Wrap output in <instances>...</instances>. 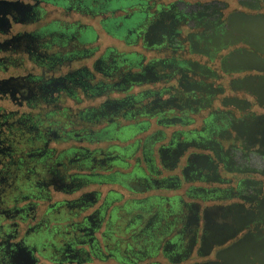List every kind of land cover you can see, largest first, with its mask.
Segmentation results:
<instances>
[{"label":"flooded vegetation","instance_id":"1","mask_svg":"<svg viewBox=\"0 0 264 264\" xmlns=\"http://www.w3.org/2000/svg\"><path fill=\"white\" fill-rule=\"evenodd\" d=\"M61 2L28 0L4 52L40 69L20 104L71 99L86 129L33 124L35 147L0 148V264H264V0ZM44 4L100 17L122 50L87 48L78 22L13 33Z\"/></svg>","mask_w":264,"mask_h":264},{"label":"trees","instance_id":"2","mask_svg":"<svg viewBox=\"0 0 264 264\" xmlns=\"http://www.w3.org/2000/svg\"><path fill=\"white\" fill-rule=\"evenodd\" d=\"M55 2H59L60 6H64L61 2V0H55ZM34 7V5H32ZM37 9H35V13ZM40 10V14L34 13V22L47 20L48 11L42 8H38ZM55 25V26H54ZM88 29H92V27H89ZM41 30H45L46 32L52 31V30H59V31H65L64 26L61 24V21L59 20H52L51 23L46 24ZM73 30H77L75 25H71L69 30L67 32H71ZM86 30H83L84 32ZM54 42L59 43V37L54 36ZM60 44V43H59ZM59 47V46H58ZM61 48V47H60ZM13 50V48H10V51ZM2 53L4 50H0ZM52 51V50H50ZM17 53V52H16ZM15 52L10 53H3L5 59H7L8 63L3 61V58L0 59V69H6L7 67L15 66L18 61V54ZM34 73V72H33ZM35 79V78H33ZM4 99H9L13 101L14 104L17 103V105H23L26 106L28 109L25 111L19 110H13V111H7L0 109V123L4 126V129L6 131L5 141L4 144L0 145V148H20L21 150H25V148L29 147H35L36 142H33L32 137L35 136V130L31 129L33 124H36L39 126L40 129L47 128L50 130H54V127H50L52 125H60L61 130L59 131L60 134H69L72 135L71 130L73 129H86L84 127L85 122H82L78 120L79 124H75L72 126L73 121L71 120V111H69L71 107H67L65 105H62L60 108H53V105H47L43 101H39L37 97L30 98L28 100L24 101V94H17L16 97L12 98L9 94L7 95H1ZM8 96V98H7ZM6 97V98H5ZM2 98V97H0ZM79 106V105H78ZM77 105L73 106V113ZM82 107V106H81ZM80 107V108H81ZM31 119V121H27L26 119ZM77 122V121H76ZM84 123V124H83ZM74 124V123H73ZM61 140V139H60ZM69 142V141H66ZM75 142V141H74ZM40 144L38 143L37 146ZM40 171V170H39ZM69 212L64 211L60 216L65 217V221L68 220V214Z\"/></svg>","mask_w":264,"mask_h":264},{"label":"rangeland","instance_id":"3","mask_svg":"<svg viewBox=\"0 0 264 264\" xmlns=\"http://www.w3.org/2000/svg\"><path fill=\"white\" fill-rule=\"evenodd\" d=\"M14 1H23V2L27 3L28 0H14ZM43 6L48 11L47 20L38 21V22H30V23H26V24L18 23L14 26L13 33L17 34L18 32L37 31L38 29H41L44 26H46V24L51 23L52 20H59L63 23L78 22L79 24H82V26L84 25V26L92 27V29H90L89 31H84V34H83L82 39H81L83 42L91 41V44L85 45L87 48L88 47L89 48L91 47L94 49L99 48L100 52H103L108 47H116L117 46L118 48L121 49V46L118 45L116 40L113 39L111 36H109L104 31L102 24H101V18L100 17H98L96 19H90L86 15L79 13L77 11H74V12H72L70 17L68 18L67 16H64L60 11L57 10L58 9L57 5L54 6V5L44 4ZM3 39H4V37L0 34V40L2 41ZM79 47H83V45H79ZM56 48L61 50L60 47H56ZM53 51H55V50H53ZM3 57H4V54L2 52H0V59H2ZM91 62H92V60L82 59V60L75 62V66L89 65V64H91ZM34 66L35 65L31 61L26 59L23 61L21 66H18V67L17 66H11V67H7L5 70L0 69V79L9 78L11 76H16V77L24 76V75H27L29 72H34L35 74H39L40 69L37 68L36 70H34V68H35ZM67 71H68V68L65 67L63 69V72L66 73ZM97 76L101 77L100 74H98ZM89 104H93V103L90 101L85 102V105H89ZM64 105L67 107H73L74 101L71 99H68ZM0 109L7 110V111H13V110L21 109L22 111H25L28 108L26 106H23V105H17V103L14 104L13 101H11L9 99L0 98ZM5 136H6V131L4 129V126L2 125L0 128V140H5ZM131 142L121 144V145H127V144H130ZM114 143H116V142H114ZM70 144H72V143L56 142V141L53 142L52 141L51 147H55V149H57V151L60 152L63 149L69 147ZM105 144H110V143L107 142ZM51 149H53V148H51ZM131 163H133V162L131 161ZM131 169L126 168L124 170V172L125 173L131 172ZM101 189L104 191L103 195H105L106 192L110 189H114L118 192H123L125 194V196L123 197V199H121V201H119L117 203L118 205H121V204L125 205V204H127L128 201L131 200V198L134 197L130 192H128L124 188H121V186H118V185H109V186L103 187ZM76 196H77V194L74 196H72V195L66 196L64 194L56 193L55 191L52 192L53 202H55L56 200H62L65 198L72 199ZM135 197H137V196H135ZM145 198H147L146 195L140 196L141 200H144ZM125 221H126L125 219L120 220V222H119L120 225H118V227L116 229V235L118 237L123 238V239L128 238V235L125 234V231H126L125 226L127 224ZM159 259L162 260V258H159ZM151 260H152V258L146 257L143 260L139 261V264H148ZM112 262L113 261H110L109 263H112Z\"/></svg>","mask_w":264,"mask_h":264},{"label":"water","instance_id":"4","mask_svg":"<svg viewBox=\"0 0 264 264\" xmlns=\"http://www.w3.org/2000/svg\"><path fill=\"white\" fill-rule=\"evenodd\" d=\"M29 6L30 4L23 1L0 0V34L9 35L12 32L15 13H23ZM20 39L21 36L17 34L13 35L10 39L0 40V50L2 49L5 51L12 48L14 43ZM26 78L27 76H11L9 78L0 79V94H9L12 98L16 97L17 94H23L21 90L28 87L30 84ZM240 83L247 84V80L242 79Z\"/></svg>","mask_w":264,"mask_h":264}]
</instances>
